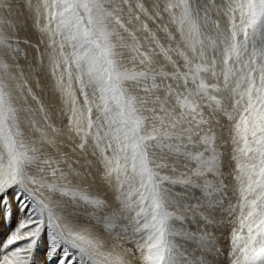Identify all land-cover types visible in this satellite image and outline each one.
<instances>
[{"label":"snow or ice","instance_id":"obj_1","mask_svg":"<svg viewBox=\"0 0 264 264\" xmlns=\"http://www.w3.org/2000/svg\"><path fill=\"white\" fill-rule=\"evenodd\" d=\"M222 258L264 264V0H0V264Z\"/></svg>","mask_w":264,"mask_h":264},{"label":"rangeland","instance_id":"obj_2","mask_svg":"<svg viewBox=\"0 0 264 264\" xmlns=\"http://www.w3.org/2000/svg\"><path fill=\"white\" fill-rule=\"evenodd\" d=\"M224 243H225V241L223 240V238H221V244H222V246H223ZM222 264H223V258H222Z\"/></svg>","mask_w":264,"mask_h":264}]
</instances>
